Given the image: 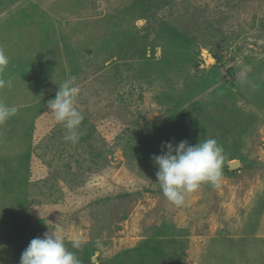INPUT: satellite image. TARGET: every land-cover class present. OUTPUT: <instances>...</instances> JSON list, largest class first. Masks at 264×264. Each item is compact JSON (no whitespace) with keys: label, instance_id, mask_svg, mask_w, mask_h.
<instances>
[{"label":"rangeland","instance_id":"1","mask_svg":"<svg viewBox=\"0 0 264 264\" xmlns=\"http://www.w3.org/2000/svg\"><path fill=\"white\" fill-rule=\"evenodd\" d=\"M0 48V264L51 231L81 264H264V0H0ZM206 138L223 177L175 206L153 157Z\"/></svg>","mask_w":264,"mask_h":264},{"label":"clouds","instance_id":"2","mask_svg":"<svg viewBox=\"0 0 264 264\" xmlns=\"http://www.w3.org/2000/svg\"><path fill=\"white\" fill-rule=\"evenodd\" d=\"M9 63L3 48H0V73ZM10 87L11 82L0 78V88ZM80 88L76 85V77L64 81L54 99L48 101V115L63 125L67 130L66 142L76 143L79 140L78 128L83 116L76 107V99ZM16 114L14 107L0 102V125ZM166 149V151H165ZM224 150L214 138H206L196 145L181 141L178 145L165 142L162 154L154 156L158 167L157 183L163 196L175 206L185 202L186 194L192 193L204 183L218 186L223 177ZM72 247L79 249L81 241H72ZM20 264H81L75 253L65 246L64 237L55 231L44 233L43 238L37 237L30 241L22 252Z\"/></svg>","mask_w":264,"mask_h":264},{"label":"bare ground","instance_id":"3","mask_svg":"<svg viewBox=\"0 0 264 264\" xmlns=\"http://www.w3.org/2000/svg\"><path fill=\"white\" fill-rule=\"evenodd\" d=\"M204 56H205V58L208 60V63H212L213 61H212V59H211V57L209 56V54L208 53H204Z\"/></svg>","mask_w":264,"mask_h":264},{"label":"water","instance_id":"4","mask_svg":"<svg viewBox=\"0 0 264 264\" xmlns=\"http://www.w3.org/2000/svg\"><path fill=\"white\" fill-rule=\"evenodd\" d=\"M234 165H232V167H233Z\"/></svg>","mask_w":264,"mask_h":264}]
</instances>
